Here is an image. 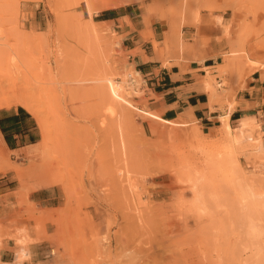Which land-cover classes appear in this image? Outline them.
Here are the masks:
<instances>
[{
	"label": "rangeland",
	"instance_id": "374dc122",
	"mask_svg": "<svg viewBox=\"0 0 264 264\" xmlns=\"http://www.w3.org/2000/svg\"><path fill=\"white\" fill-rule=\"evenodd\" d=\"M104 1L0 0V98L7 96L0 113L17 109L25 117L22 129L32 128L35 139L32 151L8 154L0 146V202L12 197L26 206L20 215L53 251L45 264H213L216 255L203 232L208 217L198 218L182 204L192 192L177 173L186 146L176 134L191 126L201 131V122L172 121L152 110L143 75L128 57L134 51L124 46L123 19L105 20L133 4L147 23L148 38L152 25L158 30L160 22L168 23L165 51L184 52L181 26L196 0H131L105 8ZM201 7L230 9L235 17L236 30L223 35L224 61L233 57L235 63L218 67L219 76L236 73L264 52V0H201ZM106 77L134 105L127 115L109 111ZM212 80L217 92L219 83ZM19 97L31 98L40 120ZM217 129L202 135L216 141ZM244 143L238 158L246 168L257 158ZM43 184L58 188L59 207L37 209L28 199ZM5 221L0 218V228ZM25 256L20 250L17 261Z\"/></svg>",
	"mask_w": 264,
	"mask_h": 264
},
{
	"label": "crops",
	"instance_id": "0c3cea01",
	"mask_svg": "<svg viewBox=\"0 0 264 264\" xmlns=\"http://www.w3.org/2000/svg\"><path fill=\"white\" fill-rule=\"evenodd\" d=\"M133 7V4H127L121 11H112L113 14L108 11L111 14L105 20L123 19L124 46L127 51H134L128 57L143 75L146 93L151 96L152 110L172 121L195 119L201 122L203 132H214L216 127H219V132L220 116L228 108L225 102L231 103L233 109L229 113V125L233 134L239 135V128H242L246 139H250L248 145L254 150L259 149L255 155L257 163L264 162V151H261L264 150V52L257 53L256 59H249L240 65L236 73L231 74L229 70L223 77L218 75L219 65L225 66L226 63L223 52L228 50L223 37L225 29L227 27L228 34L236 30L231 10L204 8L201 7V0H196L187 14V23L181 26L186 44L184 52H166L162 42L168 23L163 26L160 22L158 30L152 25L150 34L153 39L148 38L149 35L144 32L147 23L142 13L134 12ZM213 77L219 83L217 92L213 91ZM222 79L230 84L224 85ZM223 89L227 92L221 96ZM24 120L25 117L22 118L17 109L0 113V146L8 154L32 151L31 147L35 145V139H31L34 136L32 128L22 129ZM33 174L24 172L29 177L35 176ZM43 185L45 187L29 192L28 199L35 203L37 209L59 207L61 194L58 188ZM25 210L26 206H19L12 197L7 203L0 202V218H6L5 229L0 228L2 264H45L47 258L51 260L54 257L53 251L47 250L50 246L47 240L36 237L33 222L24 214L20 215ZM45 226L49 228L50 224ZM20 229L23 233L19 234ZM24 236L33 239L25 243L17 241V237ZM20 250L26 256L18 262Z\"/></svg>",
	"mask_w": 264,
	"mask_h": 264
},
{
	"label": "bare ground",
	"instance_id": "6f19581e",
	"mask_svg": "<svg viewBox=\"0 0 264 264\" xmlns=\"http://www.w3.org/2000/svg\"><path fill=\"white\" fill-rule=\"evenodd\" d=\"M128 1L131 0H106L102 6L116 7ZM232 58H226L225 68ZM103 80L107 82L106 86L101 85L103 91H106L109 111L113 114L127 115L130 107H134L132 102L124 97L123 90L118 84H113L111 77ZM6 98L7 96L1 97L0 102H4L3 99ZM20 100L32 109L38 120L41 119L31 98L24 97ZM232 109V105L228 106L226 112L220 116L221 137L216 141L206 140L199 126H191L184 132L176 134L186 146L179 156L178 178L192 192V199L183 200L182 204L195 212L198 218L202 215L208 217L209 222L206 226L204 224L207 230L202 228L204 230L202 231L205 232L204 234L208 233L206 238L210 239L209 242L206 239L207 244H212L211 247L216 255L213 264L216 260L219 264H240L236 260L240 256L244 258L245 252L248 253V257L243 260H240V257L241 264H264V226H262L264 223L261 225L258 222L260 219L264 220V162L254 165L252 163L253 166L249 163L246 168L241 166L238 154L244 142L250 139H246L247 135L242 128H239V135L233 134V129L231 130L229 125V113ZM155 116L160 118L158 115ZM183 119L180 121H185ZM258 152L259 149H255L252 153L257 155ZM199 229L201 228L197 229L198 232ZM17 233L23 231L20 229ZM32 239L26 236L17 237V241L22 243Z\"/></svg>",
	"mask_w": 264,
	"mask_h": 264
},
{
	"label": "built area",
	"instance_id": "2783aa9c",
	"mask_svg": "<svg viewBox=\"0 0 264 264\" xmlns=\"http://www.w3.org/2000/svg\"><path fill=\"white\" fill-rule=\"evenodd\" d=\"M138 72H140V71H138ZM129 81H130V83H134L136 81V79H135L134 76H132L131 74H129Z\"/></svg>",
	"mask_w": 264,
	"mask_h": 264
},
{
	"label": "trees",
	"instance_id": "16d2710c",
	"mask_svg": "<svg viewBox=\"0 0 264 264\" xmlns=\"http://www.w3.org/2000/svg\"><path fill=\"white\" fill-rule=\"evenodd\" d=\"M19 110L24 111L23 108H21V107L19 108Z\"/></svg>",
	"mask_w": 264,
	"mask_h": 264
}]
</instances>
